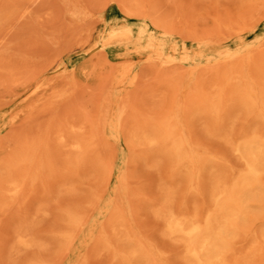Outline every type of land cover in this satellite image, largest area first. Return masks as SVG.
<instances>
[{
	"label": "rangeland",
	"instance_id": "rangeland-1",
	"mask_svg": "<svg viewBox=\"0 0 264 264\" xmlns=\"http://www.w3.org/2000/svg\"><path fill=\"white\" fill-rule=\"evenodd\" d=\"M165 119L202 157L197 190L141 141ZM254 130L264 0H0V264H196L157 211L168 191L214 211L215 174L242 171L226 136ZM261 182L226 264H264Z\"/></svg>",
	"mask_w": 264,
	"mask_h": 264
},
{
	"label": "bare ground",
	"instance_id": "bare-ground-1",
	"mask_svg": "<svg viewBox=\"0 0 264 264\" xmlns=\"http://www.w3.org/2000/svg\"><path fill=\"white\" fill-rule=\"evenodd\" d=\"M251 103L254 107L259 106L255 98H252ZM210 108L215 111V115L218 113L214 104ZM179 130L174 120L165 119L158 124L155 133H144L141 141L162 148L176 161V169L186 173L189 188L197 190L202 157ZM226 142L241 163L242 171L231 180H227L222 173L215 174L210 193L214 211L202 217L197 212L189 215L178 213L173 208L172 191L167 192L163 205L157 211L163 220L165 232L182 241L186 255L196 264H226L228 239L235 235V222L244 216L250 200L259 195L263 188L264 135L254 130L249 137L237 141L227 135ZM71 146L75 149L81 147L78 142H72ZM12 184V191L16 192L18 185ZM19 242L25 243L22 238ZM136 253V250L130 252L131 255Z\"/></svg>",
	"mask_w": 264,
	"mask_h": 264
}]
</instances>
